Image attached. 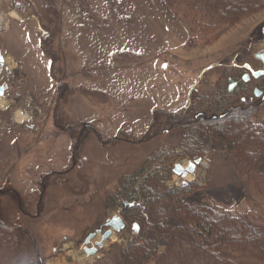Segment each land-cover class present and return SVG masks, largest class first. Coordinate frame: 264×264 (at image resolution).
<instances>
[{
	"label": "rangeland",
	"instance_id": "obj_1",
	"mask_svg": "<svg viewBox=\"0 0 264 264\" xmlns=\"http://www.w3.org/2000/svg\"><path fill=\"white\" fill-rule=\"evenodd\" d=\"M209 21L178 0H0L1 63L25 80L27 96L37 101L36 108L16 110L0 94V264L59 257L69 263L63 243L108 229L104 247L83 264H120L122 250L141 245L139 231L150 223L140 182L119 190L125 175L141 166L161 172L144 183L161 194L159 205L170 209L175 199L166 190L193 183L183 192L186 201L264 228L263 191L219 139L211 137L218 144L213 151L204 144L182 154L190 109L205 122L242 104L251 109L252 124L264 125V94L252 93L255 85L264 88V63L255 57L264 52V6L217 31ZM244 65L262 70V77L229 92L227 78L238 80ZM222 87L231 93L225 103L204 109L201 97ZM243 129L233 131L243 139ZM77 142L87 160L64 171ZM195 159L189 176L173 172ZM257 166L255 181H264V163ZM123 201L134 207L123 210ZM116 215L123 222L118 231L106 223ZM167 230L147 264H264L257 250L241 244L189 248L170 239L182 231Z\"/></svg>",
	"mask_w": 264,
	"mask_h": 264
},
{
	"label": "trees",
	"instance_id": "obj_2",
	"mask_svg": "<svg viewBox=\"0 0 264 264\" xmlns=\"http://www.w3.org/2000/svg\"><path fill=\"white\" fill-rule=\"evenodd\" d=\"M178 3L186 5L189 11L204 12L210 20L207 24L213 22L211 28L216 31L223 25H231L242 16L255 12L264 6V0H178ZM230 95L231 93L222 87L215 96L203 95L201 97L203 99L202 106L204 109L221 107L222 103H225L226 97ZM190 112V115L188 114L190 119H185L186 123L182 125L185 131L182 140L186 147L182 154L191 153V150L197 153L204 144L212 151L215 150L218 144L211 140V137H215L237 159L241 170H244L245 173H253L251 180L260 187L264 194V181L256 182L254 177V173L260 171V167L257 165L264 163V125L252 124L250 121L251 109L240 105L231 108L225 117L205 122L199 118L195 119V114H192L193 109H190ZM236 126L244 128L245 136L243 139L233 131ZM156 172L159 173L156 174ZM154 173L161 175L158 170L149 174V172H145V166L138 167L125 175V180L122 182L123 188L119 189L126 193L128 188L132 187L134 190L133 186L140 182L143 196L142 206L147 207L150 215L149 225L140 230L141 232L139 231L141 245L135 246L134 241L129 247L124 248L120 264H147L157 254L160 238L169 236L168 228L182 231L184 234L182 236L180 234L171 235L170 239L173 244L176 242L179 245L188 243L186 247L192 248V244L195 243L197 247L209 249L208 247L216 246L218 250L229 244H241L253 251L257 250L258 254L264 257V239L262 238L264 228L259 227L260 230H258L251 222H247L228 211L199 205L195 201H186L182 198L183 192L193 183L166 190V195L170 199H175V204L170 209L165 205H159L161 194L154 192L151 187H144L145 181L153 179L150 175H154ZM132 196L133 193L128 198H133ZM172 218L178 220L176 225H173ZM14 238L17 239V236L14 235ZM174 259L177 258L174 256ZM201 259H203V255Z\"/></svg>",
	"mask_w": 264,
	"mask_h": 264
},
{
	"label": "flooded vegetation",
	"instance_id": "obj_3",
	"mask_svg": "<svg viewBox=\"0 0 264 264\" xmlns=\"http://www.w3.org/2000/svg\"><path fill=\"white\" fill-rule=\"evenodd\" d=\"M16 4H18V3L14 2V5H16ZM258 59L261 60L260 58H258ZM245 69H247V68H245ZM249 70H250V68H248L246 70L247 72L242 73L240 75V77H239L238 80L237 79L234 80L231 76L228 77V78H231V80L236 81V86L234 88H237L239 86L240 81L241 82H249L251 80V78L258 79V78H261L262 75H263V71H262V73L258 77H254L252 75V73L254 71H251L250 70V72H249ZM2 73H3L4 79L6 81V83L4 82L5 85L2 86V87H4L3 88V92L5 93L4 95L6 96L5 99H7L11 103H13L16 110L17 109L24 110L25 104L29 105L28 107H30V108H36V104L35 105L33 104V103H36L37 102L36 99H35V97H33V96H27V94H26L27 93L26 92L27 91V86L25 84L26 83L25 80L21 79V77L19 75L16 76V75H14V73L10 72L7 67H4V63L3 62L1 63V61H0V76L2 75ZM246 74L248 75L247 76L248 79L246 81H244L242 79V77H243V75H246ZM255 89H257L261 93V95L264 94V88L263 87H261L259 85L253 86L252 93H254V90ZM253 95H255V94H253ZM255 97H259V96H256L255 95ZM244 100L245 99H243L242 101H244ZM235 107H237V106H231L229 108H235ZM26 109H28V108H26ZM195 116H196V114H195ZM200 116H201L202 120L206 119L203 115H200ZM195 118H197V117H195ZM85 126L86 125H84V127ZM148 132H149V129H148ZM82 133H80V134H82ZM78 145L79 144L77 142L76 145H75V147H73L70 150V154H69V158L70 159H69L68 163L63 164V166L66 167L64 169V171H67V172L74 171V170L78 169V166L82 165L85 160H87V157L85 155H82L80 153L78 154ZM195 161H196V159L193 160L192 162L190 161V163H194ZM195 166H196V164H195ZM129 204L130 203H128V201H123L121 203V208L122 209L124 208V210H127L129 207H134V205L131 206ZM32 242H34V241L32 240Z\"/></svg>",
	"mask_w": 264,
	"mask_h": 264
},
{
	"label": "bare ground",
	"instance_id": "obj_4",
	"mask_svg": "<svg viewBox=\"0 0 264 264\" xmlns=\"http://www.w3.org/2000/svg\"><path fill=\"white\" fill-rule=\"evenodd\" d=\"M11 15L15 18L16 14L14 12L11 13ZM1 103V99H0ZM189 176V175H188ZM120 219L118 216L114 217L111 219V224L112 226H116V224L120 223ZM138 224V223H137ZM114 227H111V229H114ZM112 233V232H111ZM94 236V235H93ZM84 236L79 239H73V240H68L67 242L62 244L63 250L65 251L64 255H68V257L71 256L72 260L68 262H64L62 260V257L56 258L54 263H51L50 261L47 264H83V262L89 261L93 256L95 257V252L94 253H88L86 251V248L93 247V250L96 251L101 247H104V237L103 234L97 233L95 236ZM75 249H78L77 251H74ZM70 255V256H69ZM92 255V256H91ZM97 256V255H96ZM67 261V260H66Z\"/></svg>",
	"mask_w": 264,
	"mask_h": 264
},
{
	"label": "water",
	"instance_id": "obj_5",
	"mask_svg": "<svg viewBox=\"0 0 264 264\" xmlns=\"http://www.w3.org/2000/svg\"><path fill=\"white\" fill-rule=\"evenodd\" d=\"M22 4H20V3H18V4H16V7L18 8V9H22ZM255 57H257V58H260L261 59V61H262V63H264V52L263 51H261V52H258V53H256L255 54ZM3 60V58L2 57H0V61H2ZM244 67L245 68H249V66L248 65H244ZM262 73V70H258V71H254L253 73H252V75L254 76V77H258L260 74ZM248 75L246 74V75H243V77H242V79L244 80V81H246L247 79H248V77H247ZM236 86V81H233V80H231V78H228V87H227V90L229 91V92H231L233 89H234V87ZM3 88L4 87H2V86H0V94L3 92ZM254 94L256 95V96H260L261 95V93L257 90V89H255L254 90ZM230 110H231V108H228L227 110H225L224 112H222V113H220V114H212L211 116H209V118L208 119H210V120H213V119H217V118H222V117H225L229 112H230ZM203 113L202 112H199L198 114H196V116L195 117H199L200 115H202ZM195 164L196 163H198V160H196L195 162H194ZM194 163H190L189 165H187L186 167H183V166H181L180 164H176V165H174V167H173V172L175 173V174H177V175H181L182 177H185V176H187L188 175V173H192L193 171H194V169H195V164ZM123 210H124V208H123ZM116 216H118V215H116ZM116 216H113V217H111L110 219H108L107 221H106V223H107V225L108 226H110V227H114V226H112V224H111V219H113L114 217H116ZM119 217V216H118ZM120 219V218H119ZM121 220V219H120ZM122 226H123V222L122 221H120V223L119 224H116V226L114 227V229L113 230H116V231H118V230H120V228H122ZM132 228H133V230H135V231H138V229H139V227H138V225L137 224H133L132 225ZM111 235V230H106L104 233H103V237H104V240H106L107 239V237H109ZM92 236V235H91ZM86 251L89 253H96V251H94L93 250V247H90V248H86Z\"/></svg>",
	"mask_w": 264,
	"mask_h": 264
},
{
	"label": "crops",
	"instance_id": "obj_6",
	"mask_svg": "<svg viewBox=\"0 0 264 264\" xmlns=\"http://www.w3.org/2000/svg\"><path fill=\"white\" fill-rule=\"evenodd\" d=\"M26 84V83H25Z\"/></svg>",
	"mask_w": 264,
	"mask_h": 264
}]
</instances>
